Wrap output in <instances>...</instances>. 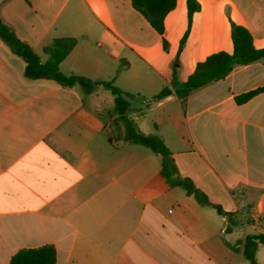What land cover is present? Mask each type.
<instances>
[{"label":"crops","instance_id":"1","mask_svg":"<svg viewBox=\"0 0 264 264\" xmlns=\"http://www.w3.org/2000/svg\"><path fill=\"white\" fill-rule=\"evenodd\" d=\"M176 0L158 34L131 0H0V18L42 62L55 38L73 37L67 75L112 81L92 92L31 79L0 38V264L53 245L57 264H251L247 236L264 234V59L236 65L194 90L197 64L233 52L232 23L264 48V0ZM163 38L167 42L164 47ZM163 88L172 94L156 100ZM156 134L178 176L211 205L162 176V156L127 141ZM228 214H232L231 220ZM264 264V245L255 251Z\"/></svg>","mask_w":264,"mask_h":264},{"label":"trees","instance_id":"2","mask_svg":"<svg viewBox=\"0 0 264 264\" xmlns=\"http://www.w3.org/2000/svg\"><path fill=\"white\" fill-rule=\"evenodd\" d=\"M135 10L141 13L151 27L160 35L165 32V17L176 6V0H131ZM188 16L191 21L195 12L200 10L198 0H187ZM0 38L11 48V50L22 57L26 62L25 75L31 79H53L62 86L72 87L79 85L85 92L94 91L102 84L111 90L115 96V102L120 103L125 97L132 95L124 93L114 85L112 81L94 82L86 77L78 75H67L60 70L61 62L69 55L75 47L77 40L73 37L55 38L43 49L48 56L42 62L31 46L17 37L14 31L3 23L0 18ZM233 52H218L208 56L204 61L199 62L194 72L187 81L181 85H173L174 93L184 103L188 96L194 91L207 84L225 78L236 65L250 64L264 59V48L257 49L253 44V37L248 29L241 25L232 23ZM164 47L167 42L163 38ZM264 91V87L252 90L236 97L238 103H244L253 96ZM172 94L170 88H163L155 97L161 100ZM127 141L147 146L153 152L162 156L161 174L167 183L172 186L183 187L190 195L203 205H211L207 195L198 189L190 179H182L178 176L176 166L168 148L156 134H144L135 132L131 125H128L126 132ZM222 213L221 209L214 206ZM231 220L232 214H228ZM259 245H264V234L247 236L244 244V256L251 264H259L255 257V251ZM10 264H57V253L53 245H44L38 248H24L14 254Z\"/></svg>","mask_w":264,"mask_h":264}]
</instances>
